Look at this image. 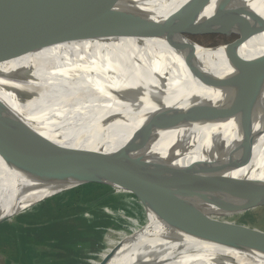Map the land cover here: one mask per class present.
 Listing matches in <instances>:
<instances>
[{"label": "bare ground", "instance_id": "bare-ground-1", "mask_svg": "<svg viewBox=\"0 0 264 264\" xmlns=\"http://www.w3.org/2000/svg\"><path fill=\"white\" fill-rule=\"evenodd\" d=\"M120 1L126 0H106L105 5ZM136 1L152 13L154 20L172 27L164 28L171 31L131 28L103 39L56 45L0 66V98L9 110L8 114L0 115V222L59 187L71 190L112 174L102 154L104 147L108 149L106 144L98 141L84 120L61 114L32 99L26 95L24 84L8 71L18 65L49 61V56L60 49H66L69 60L88 75L140 101L157 127L156 148L161 154L164 153L161 143L178 148L181 154L176 160L178 165L187 167L200 162L201 175L213 184H225L240 177L264 179V170L256 172L253 168L256 148L249 163L239 167L250 138L264 117V21L223 28L225 34L245 32L235 52L226 55L223 46L208 49L174 30L201 27L167 18L186 0H170L166 7L160 8L149 0ZM241 1L264 14L261 6L253 4L256 2ZM0 12L10 17L22 14L18 0H0ZM5 95L20 96L22 102L8 100ZM163 115L174 123L168 124ZM38 141L58 153L50 155L40 148ZM75 150L93 153L101 163V170L93 166L90 153L85 157L87 162L82 163L81 157L73 158ZM65 163L76 165L77 171L63 185L43 188L36 181L43 169ZM195 240L179 235L171 243L170 252L176 254L185 242ZM201 244L202 247L169 264H264L262 254L209 242ZM156 246L159 244L150 248ZM152 255L149 250L133 264H154Z\"/></svg>", "mask_w": 264, "mask_h": 264}, {"label": "water", "instance_id": "water-1", "mask_svg": "<svg viewBox=\"0 0 264 264\" xmlns=\"http://www.w3.org/2000/svg\"><path fill=\"white\" fill-rule=\"evenodd\" d=\"M18 1L22 10L20 16L10 17L0 12V66L56 45L103 39L131 28L167 31L171 30L164 28H172L154 20L152 13L144 10L136 0L107 6L106 0ZM149 1L155 8L170 2ZM253 1L264 12V0ZM251 5L241 0H186L167 18L201 26L174 29L184 34L205 31L225 34L223 28L233 24L264 21V14L256 12ZM240 35L241 39L233 47L225 48L226 55L234 53L235 47L242 43L245 32ZM68 55L66 49H60L49 56V61L45 59L23 67L18 65L8 71L24 84L26 95L61 114L84 120L93 129L98 141L106 144L108 149L104 147L102 154L112 174L85 184L127 180L180 212L178 217L183 214L192 216L190 221L180 223L173 219L168 232L133 248L121 264H133L138 256L149 250L153 253L151 260L154 264H169L202 247L201 242L264 255L263 232L218 219L264 207V179L240 177L225 184H213L201 175L203 168L200 162L187 167L178 165L176 160L181 157L178 148L171 145L165 147L161 143L163 154L156 148L159 142L157 127L140 101L88 75L71 62ZM34 74H40V77ZM6 97L22 102L17 95ZM61 97L68 100L59 101ZM8 113L0 98V115ZM163 117L166 122L168 119V124L174 123L169 116ZM38 144L50 155L58 153L50 145H43L41 141ZM254 148L253 168L260 172L264 170V117L253 132L239 167L249 163ZM88 153L75 150L72 157H81L83 163L87 162L85 157ZM90 154L93 155V166L100 171L101 163L96 161L93 153ZM76 171V165L57 164L40 171L36 181L45 186L43 188L59 187L73 178ZM57 189L54 193L63 191L60 187ZM179 235L192 237L196 242L187 241L176 254H172L171 243ZM155 244L159 246L151 249Z\"/></svg>", "mask_w": 264, "mask_h": 264}, {"label": "rangeland", "instance_id": "rangeland-1", "mask_svg": "<svg viewBox=\"0 0 264 264\" xmlns=\"http://www.w3.org/2000/svg\"><path fill=\"white\" fill-rule=\"evenodd\" d=\"M186 34L208 49L233 47L241 39L214 31ZM90 184L97 187L84 189ZM179 214L127 180L83 184L50 194L2 221L0 264H119L133 248L167 232L173 219H192ZM218 219L264 233V207Z\"/></svg>", "mask_w": 264, "mask_h": 264}, {"label": "trees", "instance_id": "trees-1", "mask_svg": "<svg viewBox=\"0 0 264 264\" xmlns=\"http://www.w3.org/2000/svg\"><path fill=\"white\" fill-rule=\"evenodd\" d=\"M89 187H94V188H96L97 186H96V184H90V185H88V187H85L84 189H86V188H89ZM82 188V187H81ZM94 188H93V190H94ZM79 193H80V191H79ZM81 196V195H80ZM79 197V196H78ZM82 197V196H81Z\"/></svg>", "mask_w": 264, "mask_h": 264}, {"label": "crops", "instance_id": "crops-1", "mask_svg": "<svg viewBox=\"0 0 264 264\" xmlns=\"http://www.w3.org/2000/svg\"><path fill=\"white\" fill-rule=\"evenodd\" d=\"M116 259H117V257L112 258L113 261H117ZM122 259H123V257L120 259V261H121ZM118 260H119V259H118Z\"/></svg>", "mask_w": 264, "mask_h": 264}]
</instances>
